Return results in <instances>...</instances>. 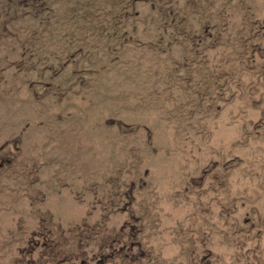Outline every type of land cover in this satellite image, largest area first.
<instances>
[{
	"label": "rangeland",
	"instance_id": "rangeland-1",
	"mask_svg": "<svg viewBox=\"0 0 264 264\" xmlns=\"http://www.w3.org/2000/svg\"><path fill=\"white\" fill-rule=\"evenodd\" d=\"M0 264H264V0H0Z\"/></svg>",
	"mask_w": 264,
	"mask_h": 264
}]
</instances>
